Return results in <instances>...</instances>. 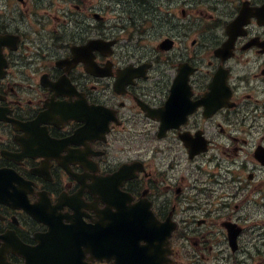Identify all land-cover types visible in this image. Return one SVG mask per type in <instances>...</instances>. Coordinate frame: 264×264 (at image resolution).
<instances>
[{"label":"flooded vegetation","instance_id":"flooded-vegetation-1","mask_svg":"<svg viewBox=\"0 0 264 264\" xmlns=\"http://www.w3.org/2000/svg\"><path fill=\"white\" fill-rule=\"evenodd\" d=\"M0 169V264H264V0H0Z\"/></svg>","mask_w":264,"mask_h":264}]
</instances>
